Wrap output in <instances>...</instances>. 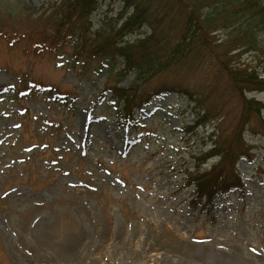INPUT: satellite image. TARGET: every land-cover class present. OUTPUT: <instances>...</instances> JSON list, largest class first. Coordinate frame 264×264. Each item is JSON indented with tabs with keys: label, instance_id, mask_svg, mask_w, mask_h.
<instances>
[{
	"label": "rangeland",
	"instance_id": "1",
	"mask_svg": "<svg viewBox=\"0 0 264 264\" xmlns=\"http://www.w3.org/2000/svg\"><path fill=\"white\" fill-rule=\"evenodd\" d=\"M59 2L0 0V264H264V109L243 114L244 96L264 103V92L242 95L200 48L141 82L140 126L122 128L109 65L75 61L70 32L39 44L38 18ZM121 12L120 0H99L91 31ZM229 30L212 33L219 53L231 50L220 44ZM240 50L234 61L250 60ZM115 65L123 70L125 59ZM238 132L251 148L237 166L246 191L210 213L193 209L188 172L216 164L203 155Z\"/></svg>",
	"mask_w": 264,
	"mask_h": 264
},
{
	"label": "trees",
	"instance_id": "2",
	"mask_svg": "<svg viewBox=\"0 0 264 264\" xmlns=\"http://www.w3.org/2000/svg\"><path fill=\"white\" fill-rule=\"evenodd\" d=\"M124 14L113 25H104L105 29L91 31L90 18L99 6V0H60L49 13H44L42 23V40L39 44L53 41L57 43L61 34L70 32L73 40L75 61L100 60L109 65V73L114 76L110 107L113 108L117 121L124 127H137L134 110L142 105L143 98L138 94L140 84L148 77L176 66L186 60L200 48L212 56L230 75L237 90L246 92H264V4L262 0H121ZM49 11V10H48ZM46 11V12H48ZM180 21L178 35L167 36L175 18ZM36 20V21H38ZM177 24V23H176ZM144 27L148 31H142ZM221 28H230L220 43L227 44L231 50L241 49L236 57L250 52V60L234 61L235 54L230 51L219 53L218 45H213L212 33ZM135 35L136 38H128ZM59 36V37H58ZM219 45V46H221ZM240 50V51H241ZM125 59L123 70L115 72L117 57ZM230 56V57H229ZM233 58V59H232ZM262 60V61H261ZM136 71L137 78L130 86L119 83L129 73ZM245 112L248 119L255 113L261 114L264 103L244 96ZM241 125V123L239 122ZM243 125L239 127L242 131ZM264 134V133H263ZM217 137L212 148L203 158L218 157L219 161L210 168L203 169L201 161L187 175V184L194 186L190 204L194 209L201 208L210 212L217 199L226 198L233 192L245 190V182L237 169V161L243 155H249L250 147L245 143L242 133ZM199 160H201L199 158Z\"/></svg>",
	"mask_w": 264,
	"mask_h": 264
}]
</instances>
